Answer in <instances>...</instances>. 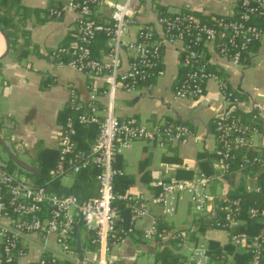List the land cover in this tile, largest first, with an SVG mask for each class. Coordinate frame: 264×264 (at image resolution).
Returning <instances> with one entry per match:
<instances>
[{
    "label": "built area",
    "instance_id": "2783aa9c",
    "mask_svg": "<svg viewBox=\"0 0 264 264\" xmlns=\"http://www.w3.org/2000/svg\"><path fill=\"white\" fill-rule=\"evenodd\" d=\"M132 1L109 5L107 0H68L66 4L49 9L48 16L57 21L69 12L77 14L74 26L77 39L53 52L55 63L87 76L102 78L105 83L103 93L91 90L87 105L79 103L72 90V113L62 127L58 160L50 182L76 177L84 170L97 168L99 191L97 196L87 200L73 194L52 192L36 186L26 177L17 176L0 160V264H22L29 256L31 244H39L40 258L30 264H79L77 238L80 220V233L88 234L93 249L84 256L83 264H120L111 255V241L117 243L124 236L131 235L135 225L151 217L152 211L149 204L138 196L115 192V180L124 175L116 166L118 157L135 142L167 148L196 138V132L187 124L165 122L144 126L120 119L115 112L117 92H135L150 78L165 75L163 58L167 46L179 48L181 67L185 70L183 79L176 84L175 99L200 100L206 95L207 83L215 81L224 102L239 104L237 95L228 91V81L220 71L212 69L211 56L240 65L253 45L264 40V29L252 24L254 18L264 20V0H238L237 12L232 16H211L205 20L183 10L168 12L172 16L159 13L156 24L142 25L136 39L127 41V33L136 24L130 11ZM97 8L111 10L107 22L93 19ZM236 15L237 19L234 18ZM102 34L108 39L106 61L95 57L91 48L92 42ZM123 51L131 55L127 70L122 69ZM102 95L108 97L105 110L99 104ZM90 126H96L98 134L89 149L84 150L78 144L79 128ZM215 133L216 176L201 173L189 180L155 178L153 186L159 193L153 202L161 208L164 216L174 214L180 194L190 196L200 216L208 215L212 203L210 188L216 178L223 179L230 174L246 176L255 168L264 171V134L259 126L244 122L229 110L217 118ZM234 165L237 166L235 170L232 169ZM119 201L133 203L126 228L116 205ZM220 211L222 216L217 220V228L229 233L230 243L238 251L251 254L249 264H264V208H251L247 212L249 218L263 223L254 236L233 232L243 223L241 199L232 200ZM159 234L155 220L145 230L144 239L153 241ZM178 237L177 249L183 259L177 263L158 261L155 264H216L207 243L194 244L183 234ZM227 258L231 257L223 251L221 259Z\"/></svg>",
    "mask_w": 264,
    "mask_h": 264
},
{
    "label": "crops",
    "instance_id": "0c3cea01",
    "mask_svg": "<svg viewBox=\"0 0 264 264\" xmlns=\"http://www.w3.org/2000/svg\"><path fill=\"white\" fill-rule=\"evenodd\" d=\"M125 1L107 0L109 5H119ZM16 2V4L11 3L9 8L3 9L11 16L15 27V43L11 44L10 52L6 57L4 56L7 52V41L0 32V135L12 152L40 175L43 156L48 155L49 151L59 150L62 127L67 120L64 113L70 108L72 90L76 92L78 102L87 105L91 90L103 93L105 83L102 78L60 67L52 57L57 48L75 42L73 38L77 19L75 12H69L58 21L48 16L50 8L66 4L68 0H17ZM237 2L238 0H133L130 11L136 24L130 28L126 40L134 41L142 25L156 24L159 6L170 13L185 10L195 12L200 17L210 18L219 15L232 16ZM110 16L109 8H97L94 12L95 19L100 22H107ZM211 57L212 69L222 73L231 90L239 98V104L231 105L224 102L215 81L207 83L206 95L200 100L175 99L176 83L183 71L179 48L171 45L167 46L164 52L165 75L156 79L152 87H141L135 92L119 91L116 94L115 112L117 117L123 120L134 121L144 126L165 122L180 123L176 120L173 110L186 117L194 108V116L202 119V122L186 123L196 132V138L186 143L160 148L145 142H135L118 157L116 166L124 172L123 176L127 177L125 180L130 183L127 192L149 204L152 211L151 217L135 225L131 235L124 236L117 243L111 241V255L120 264H155L160 260V253L165 249L177 253L178 251L169 241L170 236L180 230L185 231V236L194 244L201 242L208 244L213 240L222 246L230 245L227 231L212 228L202 234L194 229L195 221L200 217L206 220L215 217L214 200L224 197L235 187L244 184L248 190L256 189V176L236 174L233 175L235 178L232 182L225 178H216L210 188L212 203L209 213L203 216L193 212L195 209L188 194L178 196L176 210L172 216H164L161 208L153 202L154 197L159 193V190L153 186L157 176L165 180H189L186 178L189 173L194 174L193 178L201 173L207 174L208 165L206 166L205 161L210 164L212 171L210 175L216 176L217 142L214 122L224 111L232 107L231 110L242 120H247L250 114L256 113L261 119L263 125L261 128L264 130V40L250 50L240 65L215 55ZM99 58L108 60L107 51H102ZM121 61L122 69L127 70L131 55L123 51ZM253 75L260 79L259 85L254 84ZM99 104L100 108L105 110L108 97L102 95ZM0 160L4 161L12 172L20 171L17 166L10 165L13 161L9 159L1 144ZM54 168L55 165L50 177ZM26 178L36 183L34 176H26ZM74 180L75 177H68L62 179L60 183L63 188H69ZM64 192L65 190L56 191L59 194ZM155 220L159 224L164 222L171 229L167 230L164 237L157 236L153 241H146L144 232ZM193 231L196 241L191 239ZM81 240L85 256L93 249L88 241V234L84 231H81ZM39 258V244H31L29 256L22 264H30Z\"/></svg>",
    "mask_w": 264,
    "mask_h": 264
},
{
    "label": "trees",
    "instance_id": "16d2710c",
    "mask_svg": "<svg viewBox=\"0 0 264 264\" xmlns=\"http://www.w3.org/2000/svg\"><path fill=\"white\" fill-rule=\"evenodd\" d=\"M16 1L17 0H0V27L8 35L11 44L15 43V36H14L15 27H14L13 20H12L11 16L9 15L8 12L4 11L3 9L9 8V5L11 3H15ZM95 10L96 9H94V12H95ZM158 11H159V13H161V16L162 15L172 16V14L168 13L164 7L159 6ZM183 11L187 12L193 16L200 17L195 12L185 11V10H183ZM235 12H237V9L235 10ZM201 18H203L204 20L208 19V18H204V17H201ZM234 18L237 19L238 16L236 15ZM93 19L97 22H100L99 20L95 19L94 14H93ZM252 22H253L252 24L254 26L264 29V20L262 18H254ZM146 25H151V24H146ZM73 38L75 40L77 39V32L76 31L73 34ZM107 41H108L107 37L102 34V35L98 36L92 42L91 48H92V52H93L95 57L99 58L102 51L103 52L108 51ZM257 44H259V43H255L250 50H252ZM63 46L67 47V46H69V44L63 45ZM246 55L244 56V58L246 57ZM181 61H182V57L180 58V64H181ZM182 71H183V74L178 81L183 79V75L185 73L184 68H182ZM219 73L222 75L221 72H219ZM223 78L225 79L224 76H223ZM155 80H156V77L150 78L149 80L143 82L141 84L140 88L153 85ZM226 86L228 88V91L232 92L230 85L227 84ZM71 113H72L71 108H68V110H66L64 115L67 118L68 116L71 115ZM235 115H237L239 117V115L237 113H235ZM255 115H256V113H252L247 117L249 119L243 120V121L246 123H249V124H253L254 126H259L261 128L263 126L261 119L259 117L254 118ZM215 122H214V127H215ZM261 130H262V133L264 134L263 128H261ZM97 134H98V128L96 126H90L87 128H79V136H78L79 147L81 149H84V150L89 149L90 144L95 140ZM57 153L59 155V151L58 152L57 151H49L48 155L43 156L42 164L40 166V170H41L40 175L36 176V175L28 174V173H25V174H27L30 177L34 176V178L36 180L35 181L36 186L45 187L52 192L53 191L59 192V190H65V192L63 194L77 195V196L81 197L83 200H87L91 197L97 196L98 191H99V183L97 180V175L99 174V170L97 168H90V169L82 171L79 175H77L75 177L73 185L69 188H63L61 186L60 181H57V180L50 182L52 179V177H50V173H51L54 165H56L55 163L57 162L56 161ZM251 154L255 155L254 152H251ZM57 160H58V158H57ZM205 164H206V166L208 165V169H209V170L206 169L207 170L206 172L208 175H210L212 172L210 169L211 168L210 164L206 161H205ZM10 165L16 166L13 162H11ZM232 169L233 170L237 169V166L236 165L232 166ZM9 170H10V168H9ZM21 172H23V171H21ZM233 175H236V174L226 175L224 178L226 180H229V182H232V179L235 178V176H233ZM193 176H194L193 173H189V175L186 178L190 179V178H193ZM246 176H256V178H257L256 189L255 190H248L244 184H241L240 186L235 187L234 189L230 190L224 197L216 198L214 200L215 209H216L215 217L214 216H212V218L209 217V218H207V220L204 219L203 217L198 218L195 221L196 227L194 229H196V231L204 234L209 229H212V228L218 229L216 226V223H217V220L222 216L220 208L222 206L228 204L232 200L241 199L242 200V212H243L241 219H243V223L241 225H239L237 228L233 229V232L234 231L246 232V233L250 234L251 236L257 235L259 233L260 229L263 227V223L260 220H253V219L249 218L247 216V212L251 208H264V171L259 170L258 168H255L252 172L247 173ZM126 178L127 177H125V176H120L115 180V192L116 193L125 194L127 192L128 188L130 187V183H128L125 180ZM132 204H133L132 202H124V201H119L116 203V205L120 209V212L124 218V222H125L124 227L125 228L127 227L128 222L131 218ZM158 229H159V233H160L159 236L164 237V234L167 232V230H169L171 228H169V225L165 224L164 222H160V224L158 223ZM193 232H191V234L193 235L191 237V239L196 241L195 237H194L195 232L194 233ZM184 233H186V232L183 230L175 231V233H173V235L170 236L169 242L172 243L173 247H175L177 251H178L177 243L180 241L178 236L182 235V234L185 235ZM208 245H209L212 257H213V261L215 263L220 262L222 264H227L228 260H226V259L222 260L221 259L223 251H226L230 257H233L235 264H249L250 263L251 254L246 253V252L237 251L236 248L232 244L227 245V246L226 245L222 246L220 243L211 240L208 242ZM182 259H183V256L181 254H179V252L175 253L171 249L170 250L165 249L164 251H162V253H160V260L159 261L177 263V262H180Z\"/></svg>",
    "mask_w": 264,
    "mask_h": 264
},
{
    "label": "water",
    "instance_id": "95a60500",
    "mask_svg": "<svg viewBox=\"0 0 264 264\" xmlns=\"http://www.w3.org/2000/svg\"><path fill=\"white\" fill-rule=\"evenodd\" d=\"M0 32L4 35V37L6 38V41H7V52H6L5 56H4V57H6L9 54V52H10L11 42H10V39H9L8 35L6 34V32L1 27H0ZM231 108H230V110H231ZM226 111H229V110H226ZM173 112H174V114L176 116V120L178 122L182 123V124H186V123L193 124L196 121L202 122L201 118H199L197 116H194L193 112H195V108L190 110L189 114L186 117L181 116L178 112H176L174 110H173ZM223 113H221L220 115H222ZM0 144H1L2 148H3V150L6 152L7 156L9 157V159L14 162V164L18 167L19 170L23 171L24 173H28V174L39 175L38 171H36L31 166L25 164L24 162H22L12 152V150L8 147V145L6 144V141L4 140V138L1 135H0ZM81 226H82V221L80 220V222L78 223L79 233H78V238H77V251H78V256H79V264H83V260H84V253H83L81 233H80Z\"/></svg>",
    "mask_w": 264,
    "mask_h": 264
},
{
    "label": "rangeland",
    "instance_id": "374dc122",
    "mask_svg": "<svg viewBox=\"0 0 264 264\" xmlns=\"http://www.w3.org/2000/svg\"><path fill=\"white\" fill-rule=\"evenodd\" d=\"M253 80H254V84H256V85H259L260 84V79L256 76V75H253ZM14 173L17 175V176H19V177H21V178H24V177H26V176H28L27 174H25V173H23V172H20V171H14ZM195 214H197V215H199L197 212H196V210H194L193 211ZM237 250V249H236ZM238 251V250H237ZM226 260H228V262H227V264H235L234 263V259H233V257H231V258H227ZM216 264H222V263H220V262H216Z\"/></svg>",
    "mask_w": 264,
    "mask_h": 264
}]
</instances>
